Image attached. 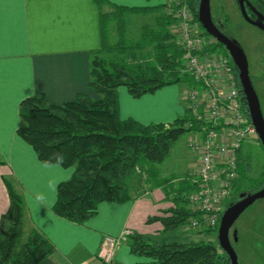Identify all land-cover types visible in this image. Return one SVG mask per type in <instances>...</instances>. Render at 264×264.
<instances>
[{
    "label": "trees",
    "instance_id": "trees-1",
    "mask_svg": "<svg viewBox=\"0 0 264 264\" xmlns=\"http://www.w3.org/2000/svg\"><path fill=\"white\" fill-rule=\"evenodd\" d=\"M97 2L100 6L108 5L102 0ZM186 3L202 35L211 41L207 50L229 56L224 46L208 36L199 24V0H186ZM169 7L111 5L110 12L101 13V35L105 43L90 63L89 88L95 96L79 93L72 101L55 105L38 93L20 102L21 124L17 133L33 149L38 161L73 170L71 177L57 186L52 207L57 216L82 226L95 217L99 204L128 202V183L139 169L144 166L150 178L157 177V166L168 156L176 139L185 132L200 129L187 109L184 117L168 126L142 125L131 118L123 120L119 115L117 89L121 86L131 97L139 98L164 86L196 85L194 78L184 71L183 49L172 42L170 26L175 20L168 13ZM152 14L157 15L153 26L143 25L140 37L129 41L127 16ZM111 22L116 26L115 43L108 41ZM136 52L144 55L141 60L131 58ZM103 54H117L119 58L107 59ZM236 83L244 96L237 77ZM244 105L248 113L245 97ZM240 151L237 177L243 175ZM156 182L164 188L165 197L172 205L163 216L150 220L161 223L162 233L187 226L191 216L188 195L194 190V183L189 177L177 182L172 178ZM5 186L9 205L0 216V264H40L53 252V246L38 230L25 231L23 198L10 181L5 180ZM230 204L226 203L225 209ZM218 227L219 223L212 229L199 231L210 237L214 235V241L174 242L155 247L132 232L126 242L133 255L147 259L137 264H230L217 242Z\"/></svg>",
    "mask_w": 264,
    "mask_h": 264
},
{
    "label": "crops",
    "instance_id": "crops-1",
    "mask_svg": "<svg viewBox=\"0 0 264 264\" xmlns=\"http://www.w3.org/2000/svg\"><path fill=\"white\" fill-rule=\"evenodd\" d=\"M102 1L108 5L100 6L97 0H11L0 18V216L9 205L8 180L25 204V231L38 230L53 246V252L40 264H100L97 252L102 238L117 237L126 229L155 247L205 240L188 226L162 233L161 223L150 220L163 216L172 205L164 188L153 186V182L136 187L131 181L128 202L99 204L95 217L82 226L57 216L52 211L57 186L68 180L73 170L39 162L17 133L19 104L25 98L40 93L52 104L62 105L79 93L95 96L89 88L90 63L105 43L101 13L110 12L111 5L166 4L165 0ZM108 41L115 43L117 37H108ZM143 56L136 52L131 58L141 60ZM186 89L181 84L164 86L133 98L121 86L117 89L120 118L168 126L185 115ZM115 260L117 264L147 261L133 255L127 242L117 248Z\"/></svg>",
    "mask_w": 264,
    "mask_h": 264
},
{
    "label": "built area",
    "instance_id": "built-area-1",
    "mask_svg": "<svg viewBox=\"0 0 264 264\" xmlns=\"http://www.w3.org/2000/svg\"><path fill=\"white\" fill-rule=\"evenodd\" d=\"M169 6L168 13L175 20L172 35L184 51V71L196 82L186 86L185 95V109L200 125L188 144L198 165L189 174L195 188L188 195L191 216L187 226L200 231L218 225L237 178L238 153L255 129L244 108L231 58L207 50L211 41L202 35L186 0ZM131 234L126 229L117 237L104 236L97 252L100 264H117V248Z\"/></svg>",
    "mask_w": 264,
    "mask_h": 264
},
{
    "label": "rangeland",
    "instance_id": "rangeland-1",
    "mask_svg": "<svg viewBox=\"0 0 264 264\" xmlns=\"http://www.w3.org/2000/svg\"><path fill=\"white\" fill-rule=\"evenodd\" d=\"M162 1L164 0H156L155 2L159 3ZM165 1H166V5H170L175 0H165ZM157 5H161V4H157ZM156 16H157L156 14L144 15V16L142 15L127 16L126 18L127 39L129 41L137 40L139 38L141 27L143 25L153 26L154 19ZM174 23L170 26L171 35L173 34L171 31V27L174 25ZM108 33L110 38L114 37L115 39V37H117L115 22L109 23ZM244 36L245 37H243V40L246 41L247 43L245 50L247 51L249 57L248 66H249V72L251 73V77H252L251 81L259 98L262 111L264 114V80H263L264 78L263 76H260L262 73L257 74V68L259 67V62L262 61L260 65H264V45H261V43L259 42L260 38L257 37L258 36L257 33L252 29H246ZM172 42L178 46V44H176L175 42V38L173 35H172ZM102 57L107 59L119 58L117 54H110V55L103 54ZM192 136H194L192 133L185 132L176 139L168 156L160 165L157 166V172H158L157 177L150 178L148 172L146 171L147 170L146 167L142 166L143 168L141 167V169H139L140 171H138L131 180L134 181L133 185L134 186L136 185V187L137 186L142 187L143 185H146L145 184L146 182L148 183L151 180L150 182H153V186H157L156 180L158 179L172 178L174 182H177L183 178L189 177V174L194 170H196L198 165L197 155L194 152H192L188 146ZM240 154L242 157H245V159L251 155L250 157L252 158V165H251L252 167L248 175L251 179L254 178L261 180L263 177L262 174L264 172V150L261 147L259 141L257 140L256 134L251 135L246 141H244ZM240 170L242 171V173L244 172V170L241 167ZM131 181L128 183L129 190L131 186ZM248 186L249 183L246 179V176L238 175L235 181V185L232 187L231 194L226 203L227 204L231 203L240 195L244 194ZM252 210L253 211L251 214L250 211L243 212L238 217L239 219L237 220V223L235 225V227L239 228V233H238L239 243L236 244V249L238 250V254H239L238 255L239 264H246V262L261 261L259 258H255L252 260L246 259L247 254L245 253L244 244L246 242L245 235L248 232V229H250L249 226L250 227L252 226L254 229L259 230L261 232H263L264 230V198L257 200L256 203H254ZM235 233L236 230L234 233L231 231V233L229 234L231 241H232V236ZM235 235L237 236V234ZM203 237H205L203 238V240L205 239L204 241H208V238L210 239V236L207 235H204ZM211 237H215V236L212 235Z\"/></svg>",
    "mask_w": 264,
    "mask_h": 264
},
{
    "label": "flooded vegetation",
    "instance_id": "flooded-vegetation-1",
    "mask_svg": "<svg viewBox=\"0 0 264 264\" xmlns=\"http://www.w3.org/2000/svg\"><path fill=\"white\" fill-rule=\"evenodd\" d=\"M210 11H211L212 22L215 25V27L218 29L219 32H221L230 41L235 43L243 50L247 58V61L249 63V57L247 51L245 50L247 43L246 41L243 40V37H245L244 35L246 29H252L257 33L258 35L257 37L260 38L259 42L261 43V45H264V0H210ZM213 40L215 41V39ZM260 63H262V61L259 62V67L257 68V74L262 73L260 76H263L264 78V65H260ZM236 69L237 68L235 66L234 67L235 77H237V79L239 80V72ZM248 71H249V66H248ZM249 76L251 79L252 77L250 72H249ZM259 143L263 148L260 141ZM250 156L247 157L246 159L245 157L241 156L242 158L241 168L244 170L243 175L246 176L249 186L246 189V192H244V194L236 198L233 201V203L231 202L230 206L235 204L244 196L257 192L264 187V183H261L262 179L261 180L254 179L253 177H252L253 179H251L248 175L252 167L251 166L252 158ZM262 175H264V172ZM254 203H256V201ZM254 203L244 212L250 211L251 214L253 211L252 207ZM237 220L235 221L229 232V234L231 233V231L234 233L236 230L235 234H237V236L234 234L232 236V241H231L229 235V241L234 251L236 252L239 263V256H238L239 254H238V250L236 249V244L239 243V237H238L239 228L235 227ZM249 228L250 229H248V232L245 235L246 242L244 244L245 253L247 254L246 259L252 260L255 258H259L261 261L246 262V264H264V230L263 232H261L259 230L254 229L252 226L251 227L249 226Z\"/></svg>",
    "mask_w": 264,
    "mask_h": 264
},
{
    "label": "water",
    "instance_id": "water-1",
    "mask_svg": "<svg viewBox=\"0 0 264 264\" xmlns=\"http://www.w3.org/2000/svg\"><path fill=\"white\" fill-rule=\"evenodd\" d=\"M197 16L199 24L205 33L222 44L233 60L239 72V83L247 103L250 120L255 129V134L264 148V117L259 98L249 76L248 61L243 50L219 32L213 24L210 11V0H199ZM263 198L264 187L257 192L244 196L235 204L224 210L217 231V242L221 250L227 255L230 264H239L236 252L229 241L230 229L245 210L255 201Z\"/></svg>",
    "mask_w": 264,
    "mask_h": 264
},
{
    "label": "snow or ice",
    "instance_id": "snow-or-ice-1",
    "mask_svg": "<svg viewBox=\"0 0 264 264\" xmlns=\"http://www.w3.org/2000/svg\"><path fill=\"white\" fill-rule=\"evenodd\" d=\"M11 0H0V18L3 17V9H4V6L8 3H10Z\"/></svg>",
    "mask_w": 264,
    "mask_h": 264
}]
</instances>
